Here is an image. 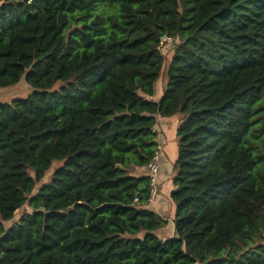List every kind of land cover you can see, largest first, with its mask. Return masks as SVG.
<instances>
[{
    "label": "trees",
    "instance_id": "16d2710c",
    "mask_svg": "<svg viewBox=\"0 0 264 264\" xmlns=\"http://www.w3.org/2000/svg\"><path fill=\"white\" fill-rule=\"evenodd\" d=\"M21 79L0 102V264H264V0H0V89ZM177 114L160 238L134 171Z\"/></svg>",
    "mask_w": 264,
    "mask_h": 264
},
{
    "label": "rangeland",
    "instance_id": "374dc122",
    "mask_svg": "<svg viewBox=\"0 0 264 264\" xmlns=\"http://www.w3.org/2000/svg\"><path fill=\"white\" fill-rule=\"evenodd\" d=\"M161 47H160V52L163 56V64H162V68H161V72H160V76L158 78V80L155 83V87H154V93L152 95V97H150L152 100L156 101L157 99H159L163 92L166 90L167 88V83H166V72H167V67L170 61V58L173 54L174 51V47L176 45V43L178 42L177 40H169V39H165L164 41H160ZM31 92V88L25 83L24 79H21L16 85L14 86H10V87H6V88H2L0 89V102H10L12 99L15 98H25L29 93ZM175 117V118H174ZM178 117H180L181 120V116L179 114L175 115V116H171L169 117L170 122H166V120H163L161 118V116L156 115L155 119H156V125L153 127V131H155L156 133V138L158 137L159 143H157V157H158V163L160 162L159 157L161 158V154L163 153L162 148H161V144L164 143V140H162L163 135L166 138V146L164 148L165 151V155L167 160H173V156L175 151L177 152V137H176V143H173V136H171L170 131L172 126H173V122L174 121H178ZM180 123V122H179ZM179 125V124H178ZM157 140V141H158ZM177 156V155H176ZM176 157H174L173 163L175 162ZM161 162H162V158H161ZM160 162V165L158 164V172L157 175L155 177V197L152 200L150 205V209L156 211L159 213L160 217L164 220V227L161 228L158 232L159 236H167L168 234V230L171 227V222H172V206L170 205H166V195H164L163 199H162V204L158 205L159 209H155V205H157V196L159 197V194H161V192H159V185H158V177L160 176V173L162 172V174L165 176V182L163 184L167 183L168 186V178L167 176H170V178L172 179L174 170H173V164L171 166V164H169L168 169L166 170V166L162 165V163ZM61 165L60 161L57 162H53V164L51 165V167L49 168L48 171H46L45 176L43 178V180L41 181V183H46L50 180L54 170L56 168H58ZM135 174H145L146 173V169L142 168L139 171H134ZM147 174V173H146ZM148 205V206H149ZM23 210H27V208H22L20 210L17 211V213L14 216V219L10 222L5 223V227L10 226L14 221H16L19 216L22 214ZM168 238V237H165Z\"/></svg>",
    "mask_w": 264,
    "mask_h": 264
},
{
    "label": "crops",
    "instance_id": "0c3cea01",
    "mask_svg": "<svg viewBox=\"0 0 264 264\" xmlns=\"http://www.w3.org/2000/svg\"><path fill=\"white\" fill-rule=\"evenodd\" d=\"M161 119L166 120L165 123L166 122H170L169 117L168 118L163 117ZM179 122H180V117H178V121L177 122L176 121L173 122L174 124H173V126L171 128L172 131H170L171 136H173V143H176V128H177ZM157 140H158V137L156 138V143H159V140L158 141ZM162 140H164V143H162L160 145L161 148H162V151H163V153L161 154L162 162H161V158L160 157H159V160H160V162L162 163L163 166L164 165L166 166V170H167L168 167H169V164H171V166H172L174 157H176L177 152L175 151L174 156H173V160H167L166 155H165V151H164V148H165L167 142H166V138H165L164 135H163ZM160 162H159V165H160ZM164 178H165V176L162 174V172L160 173V176L157 178L158 179L157 183L159 185V192H161V194H159V197L157 196V205H155V209L156 208L159 209L158 205L163 203L162 202V199L164 197L163 194H165L166 195V203L165 204L166 205H170L171 204V206H172V210L171 211H172V217H173L174 207H173V203L170 200V196L169 195H170L171 191L174 189V187L172 185V181H171L170 176H167V178H168V186H167V183L163 184L165 182ZM149 207H150V205H149ZM156 213L159 215L158 212H156ZM167 232H168V234L165 237H172L174 235V228H173V223L172 222H171V227L169 228V230ZM159 237L160 238H165L164 236H159Z\"/></svg>",
    "mask_w": 264,
    "mask_h": 264
},
{
    "label": "built area",
    "instance_id": "2783aa9c",
    "mask_svg": "<svg viewBox=\"0 0 264 264\" xmlns=\"http://www.w3.org/2000/svg\"><path fill=\"white\" fill-rule=\"evenodd\" d=\"M158 157H157V152L155 153V155L152 157V159L150 160V162L147 164V166L145 167L146 169V173L148 174V176L150 177V182H149V204H151L152 200L155 197V177L157 175L158 172Z\"/></svg>",
    "mask_w": 264,
    "mask_h": 264
},
{
    "label": "water",
    "instance_id": "95a60500",
    "mask_svg": "<svg viewBox=\"0 0 264 264\" xmlns=\"http://www.w3.org/2000/svg\"><path fill=\"white\" fill-rule=\"evenodd\" d=\"M165 39H167V38H166V35L162 36V37L160 38V41H164Z\"/></svg>",
    "mask_w": 264,
    "mask_h": 264
}]
</instances>
